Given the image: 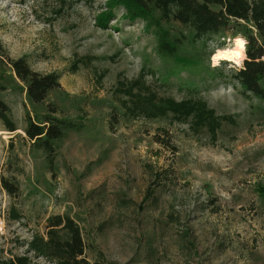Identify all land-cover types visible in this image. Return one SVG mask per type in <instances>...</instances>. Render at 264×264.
<instances>
[{"label":"rangeland","instance_id":"obj_1","mask_svg":"<svg viewBox=\"0 0 264 264\" xmlns=\"http://www.w3.org/2000/svg\"><path fill=\"white\" fill-rule=\"evenodd\" d=\"M107 2L0 0V98L15 127L0 120V264H51L27 244L54 216L78 225L90 262L264 264V101L242 93L241 64L212 61L249 26L195 38L162 22L179 63ZM6 57L60 88L31 103ZM48 105L83 125L54 141L51 165L24 133Z\"/></svg>","mask_w":264,"mask_h":264},{"label":"trees","instance_id":"obj_2","mask_svg":"<svg viewBox=\"0 0 264 264\" xmlns=\"http://www.w3.org/2000/svg\"><path fill=\"white\" fill-rule=\"evenodd\" d=\"M107 6L109 9L122 7L129 21L141 20L147 27L153 26L157 53L179 63L185 61L178 56L181 42L172 38L161 27L162 22H175L189 29L195 38L217 34L224 37V33L235 36L241 23L249 26L245 28L244 35L245 57L241 66L234 71L233 78L240 85L243 94L248 93L264 101V0H108ZM155 14L158 15L157 18ZM112 16L111 12L101 14L97 18L99 27L106 28ZM0 53L4 54L1 42ZM6 59L31 103H43L50 91L60 88L56 75L33 71L24 58ZM56 111L55 107L48 105L49 114L43 116L42 122H34L27 116L24 128L29 140L44 150L49 165L52 164L54 141L64 137L68 131H79L83 127L79 122L57 119L50 115ZM8 113V106L0 98V120L6 131L13 132L15 127L8 119ZM3 185L8 193L13 192L11 186L5 182ZM27 247L36 257L51 264H111L87 260L80 228L73 220L60 216L47 219L44 236H35ZM27 261V257H16L1 264H28Z\"/></svg>","mask_w":264,"mask_h":264},{"label":"clouds","instance_id":"obj_3","mask_svg":"<svg viewBox=\"0 0 264 264\" xmlns=\"http://www.w3.org/2000/svg\"><path fill=\"white\" fill-rule=\"evenodd\" d=\"M246 42L241 39L237 38L235 41L237 50H232V51H218L215 55L212 57L213 61V66L218 65L219 61L221 59H226V60H235L237 64L240 63V60L238 59L241 56V52L243 50L244 44Z\"/></svg>","mask_w":264,"mask_h":264},{"label":"bare ground","instance_id":"obj_4","mask_svg":"<svg viewBox=\"0 0 264 264\" xmlns=\"http://www.w3.org/2000/svg\"><path fill=\"white\" fill-rule=\"evenodd\" d=\"M237 38H241V37H233V38H232V46H231V47H228V48H225V49H222V50H217L216 53H217L218 51H232V50H237V47H236V44H235V41H236ZM241 39H243V38H241ZM243 40L246 42L245 39H243ZM245 45H246V43L244 44L243 50H242V52H241V56L238 58V59L240 60V63H239V64H237L235 60L221 59L220 61H228V62H233V63H235V64H237V65H240L242 59L245 57V54H244ZM216 53H215V54H216ZM215 54H214V55H215Z\"/></svg>","mask_w":264,"mask_h":264}]
</instances>
